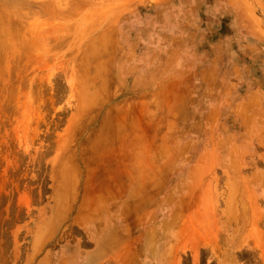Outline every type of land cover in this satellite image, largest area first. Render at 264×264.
I'll return each mask as SVG.
<instances>
[{
  "label": "rangeland",
  "instance_id": "1",
  "mask_svg": "<svg viewBox=\"0 0 264 264\" xmlns=\"http://www.w3.org/2000/svg\"><path fill=\"white\" fill-rule=\"evenodd\" d=\"M55 1L0 0V264L53 250L62 264H264V0ZM108 117L128 121L131 151L88 160ZM147 134L173 164L149 161ZM224 138L238 145L229 175L215 166ZM230 200L254 217L235 251Z\"/></svg>",
  "mask_w": 264,
  "mask_h": 264
},
{
  "label": "bare ground",
  "instance_id": "2",
  "mask_svg": "<svg viewBox=\"0 0 264 264\" xmlns=\"http://www.w3.org/2000/svg\"><path fill=\"white\" fill-rule=\"evenodd\" d=\"M59 1V0H58ZM57 0L55 1V2H57V3H59ZM54 2V5L56 4L57 5V3H55ZM46 4H48V3H46ZM50 4V3H49ZM45 5V4H44ZM43 5V6H44ZM53 4H50V7H49V5H45V8L42 10L41 8H40V10H42V11H44L45 10V12H49V8H51V6H52ZM55 5V6H56ZM41 7V6H40ZM58 7V6H57ZM47 9V10H46ZM54 9H53V7H52V11H53ZM41 11V12H42ZM105 32V31H104ZM109 33V34H108ZM112 37H113V35H112V31L110 30V31H107V32H105V33H103L102 34V36H99V39H97L96 41H97V43H99L98 44V46H100L99 48H104V51H105V53H108V49H109V47L111 48L110 50L111 51H113L114 50V42H113V40H112ZM98 38V37H97ZM95 41V40H94ZM96 43V42H95ZM87 44V43H86ZM91 45H92V43H91ZM94 45V44H93ZM86 47H88V45H85V48L84 49H86ZM87 50V49H86ZM88 50H89V47H88ZM88 50H87V52H88ZM90 51V50H89ZM101 51V50H100ZM103 51V50H102ZM92 57V56H91ZM96 58V57H95ZM95 60V59H94ZM94 67V66H93ZM99 67V66H98ZM96 68V67H95ZM94 68V69H95ZM103 74V73H102ZM102 88L104 89L105 87L104 86H102ZM97 93V92H96ZM100 99V98H99ZM89 122H91V121H89ZM101 124V123H100ZM96 127V126H95ZM127 127H128V121L125 119H120V118H109L108 117V120H105V121H103V123L100 125V127H99V129H98V132L96 133V135H95V137H94V139L91 141V144H89L88 145V149H89V151L87 152L88 153V155H87V157L86 158H88V156L90 157V159L88 158V160H91L92 158H94V156H99L100 158H103L102 156H108V155H110L111 153L113 154H117V153H120V152H128V151H131V145H129L128 146V142H130V140H131V137H130V132H128L127 131ZM93 133H94V131H93ZM93 133H92V135H93ZM123 134H124V136H123ZM150 134V133H149ZM140 136V135H139ZM146 136H148V134L146 135ZM145 136V137H146ZM92 137V136H91ZM90 137V138H91ZM143 137H144V135H143ZM142 137V138H143ZM188 137V136H187ZM138 138V137H137ZM139 138H141V137H139ZM138 138V139H139ZM185 138V137H184ZM153 139L154 138H152V140H151V142L149 141L150 140V138H149V136L147 137V141H146V138L144 139V141H146V142H144L146 145H147V147L148 148H146V149H144V150H147L145 153H146V156H147V158H149V161L153 158L152 157V154L154 153V156L157 158L156 159V161H157V163L160 161V164H159V166H161L162 164H164V166H169L170 164H171V162L170 161H172V164H173V159L175 160L176 159V155H177V152H175L174 153V155L172 156V158L170 159V161H169V163L168 164H166L165 162H164V156L169 152V150L168 149H166L165 147H164V145H161V146H159L158 148H157V150L155 151H152V152H150L151 150L149 149L150 148V145L153 143ZM140 141V140H139ZM229 140L227 139V138H224V140H222V141H220L219 142V145H218V147H219V151H222V155L221 156H219L220 158H219V162H217L216 164H215V166H217V167H220V168H222L224 171H225V173L226 174H230V172H231V170L233 169V162H232V149L235 147H237L238 145L237 144H234L233 142H234V140L233 139H231L230 140V142H232L231 144L228 142ZM141 142V141H140ZM87 144V143H86ZM138 144H140V143H138ZM144 148V147H143ZM215 150V149H214ZM212 152V151H211ZM214 152V151H213ZM111 154V155H112ZM212 154V153H211ZM82 155V154H81ZM85 155V154H84ZM110 155V156H111ZM86 156V155H85ZM84 156V157H85ZM113 156V155H112ZM117 156V155H116ZM146 156H144V157H146ZM178 156V155H177ZM86 158H84L85 160H86ZM108 158V157H107ZM146 158V159H147ZM194 158V156L193 155H188V157H185V158H183V160H181L182 158H180V161H184V162H191V160ZM212 158V157H211ZM214 159V158H213ZM213 159H212V161H213ZM87 160V161H88ZM93 160V159H92ZM106 160V159H105ZM111 160V159H110ZM235 159H233V161H234ZM156 161H155V165L154 166H156ZM90 162V161H89ZM113 162V161H112ZM116 162H118V164H119V166H115L114 165V169H115V171H114V174L115 175H117V176H119V175H128L129 177H130V179L131 180H134V177H133V173L129 170V169H127V170H125L124 172H125V174H123V173H120L121 172V169H122V164L124 165L125 164V162H123V160H121V159H119V158H117V161ZM144 162V167L146 166V165H148V160L147 161H143ZM214 162V161H213ZM96 163H100V161L99 162H96ZM115 163V162H114ZM112 163H109V165H111ZM117 164V165H118ZM150 164V163H149ZM185 166H187L186 164H185ZM96 167H100V164H99V166L97 165ZM96 167H95V169H96ZM107 167V166H106ZM123 167H125V165L123 166ZM190 167V166H189ZM87 168V167H86ZM160 168V167H159ZM198 168V167H197ZM235 168V167H234ZM94 169V170H95ZM113 169V170H114ZM190 170L189 171H191V169H193V167L192 168H189ZM92 170V169H91ZM96 170H98V169H96ZM95 170V171H96ZM100 170V169H99ZM103 170V169H102ZM101 170V171H102ZM183 170V169H182ZM216 170H217V168H216ZM95 171H92V172H94L95 173ZM100 171V172H101ZM196 170H194V172H195ZM237 171V170H236ZM84 172V171H83ZM88 172H90L88 175H92V172L90 171V169H89V171ZM103 172V171H102ZM163 172L164 171H162V169H159L157 172L156 171H154V175L156 176V180H154L153 182H151L150 183V181H149V187L151 186V185H153V187H154V184H156V181H157V178L158 177H160V176H162V174H163ZM200 172V171H199ZM111 169L109 170V167L108 168H106L105 169V174L106 175H111ZM181 173H183V172H181ZM237 173V172H236ZM87 174V173H86ZM97 174V173H96ZM100 174V173H99ZM187 174H189V173H187ZM90 175V176H91ZM89 176V177H90ZM93 176V175H92ZM92 176H91V178H92ZM95 176V175H94ZM93 176V177H94ZM100 176V175H99ZM98 176H96V178H97ZM112 178H113V176H111ZM110 177V180L112 179ZM193 177V176H192ZM89 179V180H91L92 181V179ZM98 178H100V177H98ZM116 178V177H115ZM120 178H122L121 176H120ZM124 178H126V177H124ZM195 178V177H194ZM114 179V178H113ZM119 179V178H118ZM128 179V178H127ZM159 179V178H158ZM228 179V178H227ZM98 180V179H97ZM100 180V179H99ZM116 179H114V181H115ZM124 179H122V181H123ZM119 181V180H118ZM88 182V181H87ZM90 182V181H89ZM216 182H217V180H216ZM85 183V182H84ZM91 183V182H90ZM89 183V184H90ZM98 183V181H96V183L95 184H97ZM108 183V182H107ZM210 184H211V181L209 182ZM254 184H253V186L254 187H256L257 189H259L260 191H262V195H263V197H264V183L262 184V183H260V182H258V181H254L253 182ZM92 184V183H91ZM94 184V183H93ZM94 184V185H95ZM109 184V183H108ZM107 184V185H108ZM209 184V185H210ZM87 186H88V184H86ZM94 185L92 186V187H94ZM82 186V185H81ZM90 186L91 185H89V187H87L88 189L90 188ZM108 186H110V185H108ZM158 186V185H157ZM117 186H115V188H116ZM119 187V186H118ZM120 187H121V185H120ZM180 187V186H179ZM210 187H212V186H210ZM87 188H86V190H87ZM103 188V187H102ZM113 188H114V184H113ZM197 188H198V186H197ZM101 189V188H100ZM117 189V188H116ZM115 189V190H116ZM119 189H121V188H118V190ZM164 189V188H163ZM193 189H194V187H193ZM79 190H81V189H79ZM117 190V191H118ZM164 190H167V189H164ZM96 191V190H95ZM164 192L165 191H162V193L164 194ZM168 192H170L169 190L168 191H166V193H168ZM216 192H217V189H216ZM171 193V192H170ZM212 194H211V198H214L213 200H214V203H216L215 202V195H214V193L213 192H211ZM79 194V193H78ZM96 194L97 195H99V193H97L96 192ZM96 194H95V196H96ZM111 193H109L108 195H110ZM175 194H177V192L173 189V191H172V195H175ZM171 195V196H172ZM101 196V195H100ZM191 196V195H190ZM89 197H93L91 194H89ZM179 197V196H178ZM191 198V197H190ZM78 197H77V201H78ZM97 199H98V197H97ZM97 199H95V201H97ZM172 199V198H171ZM80 200V199H79ZM91 200V201H90ZM170 200V199H169ZM189 200V198L187 199V200H183V201H180L179 202V206H181V205H184V207L185 208H189L190 207V201H188ZM89 201H90V203L92 202V201H94V200H92V198L91 199H89ZM94 201V202H95ZM99 201V202H98ZM98 205L97 206H99V207H102L103 209L104 208H106V205H104L103 203H104V201H105V199L104 198H102L101 200H99L98 199ZM217 201V200H216ZM93 202V203H94ZM175 202V201H174ZM218 202V201H217ZM75 203H76V201H75ZM89 203V202H88ZM93 203H91V205L93 204ZM96 203V202H95ZM145 203V202H144ZM143 203V204H144ZM88 205H90V204H88ZM101 205V206H100ZM134 205V204H133ZM214 205H216V204H214ZM219 205V204H218ZM217 205V206H218ZM242 205H244V202H243V204ZM92 207V206H91ZM226 207H227V211L228 212H230V218L228 219V222L227 221H225L224 223H223V229L225 230V232H226V234H227V239L226 240H228V248L231 250V251H235V250H238V248H239V244L241 243V239H242V237H244V234L246 233V229H247V224H249V222H253V218H250L249 217V214L247 213V211H246V209H242V210H239L240 211V213L239 214H237V212L236 211H234L233 210V202L230 200L229 201V203L226 205ZM75 208V207H74ZM73 208V209H74ZM88 208H89V206H88ZM97 208V207H96ZM154 208V207H153ZM214 208V207H213ZM215 208H216V206H215ZM83 209V206L81 205L80 207H79V210L81 211ZM151 209V208H150ZM98 210V209H97ZM100 210V209H99ZM253 210L255 211V209L253 208ZM164 211V210H163ZM214 212H217V211H219V210H213ZM107 212V211H106ZM214 212H212L213 214H214ZM232 212V213H231ZM149 213V212H148ZM147 213V214H148ZM219 213V212H218ZM222 213V212H221ZM76 214V213H75ZM216 214V213H215ZM225 214V213H224ZM74 215V214H73ZM180 215V212H178V213H176L175 215H173V218L171 219V222L172 221H174L177 217H180L179 216ZM153 216V215H152ZM151 216V217H152ZM217 217V215H214V217ZM155 217V216H154ZM237 217H238V222H236V220H237ZM63 218V217H62ZM75 218H76V216H75ZM80 218H82V217H80ZM89 218V217H88ZM159 218V217H158ZM154 219V218H153ZM38 220V219H37ZM36 220V221H37ZM63 220L64 221H69L70 222V219H67V218H63ZM78 220H80V219H78ZM137 220V219H136ZM178 220V219H177ZM226 220V219H225ZM72 221V220H71ZM111 221V220H110ZM109 221V222H110ZM233 221H235L234 223H233ZM52 223H53V221H51ZM75 222H76V219H75ZM82 222V221H81ZM170 222V223H171ZM59 222H57V224H58ZM64 223V222H63ZM98 223V222H97ZM159 223V222H158ZM177 223V222H176ZM74 224V223H73ZM81 224V223H80ZM143 224H144V222H143ZM143 224H142V226H143ZM65 225V224H64ZM98 225V224H97ZM129 225V224H128ZM39 226V225H38ZM59 226V225H58ZM165 226H166V224H165ZM71 227V226H70ZM79 227V226H78ZM97 228V227H96ZM84 229V228H83ZM32 230V229H31ZM65 230V229H64ZM219 230V229H218ZM29 231V230H28ZM179 231V230H178ZM86 232V231H85ZM177 232V231H176ZM30 233V232H29ZM81 234H84V233H81ZM80 234V235H81ZM89 234V233H88ZM116 236V235H115ZM226 236V235H225ZM71 237H73V236H71ZM63 238V237H62ZM66 239V238H65ZM93 240L94 241H96L95 243H96V245H99L100 244V242L101 243H103L104 241L101 239V241H100V238L99 239H97V238H93ZM157 240V239H156ZM227 242V241H226ZM108 242H106L105 244H107ZM113 243H114V240H111L110 242H109V245L107 244V247H109L110 249L112 248L111 246L113 245ZM258 243V242H257ZM223 244H224V242H223ZM259 244V243H258ZM257 244V245H258ZM48 245V244H47ZM58 245V244H57ZM65 245V248H64V253H72V254H74V255H78V252H77V250H78V248L77 247H74V249H71V243L69 242V243H65L64 244ZM111 245V246H110ZM256 245V246H257ZM117 246V245H116ZM153 246V245H152ZM259 246V245H258ZM151 247V246H150ZM225 247H226V245H225ZM243 247V246H242ZM257 248H259V247H257ZM45 250V249H44ZM40 252V247L38 246V245H34V247H33V253H34V256L35 255H37L38 253ZM227 252H228V250H227ZM28 253V252H27ZM197 253V252H196ZM40 255V254H39ZM68 255V254H67ZM42 257V256H41ZM26 258V257H25ZM37 258V257H36ZM35 258V259H36ZM40 258V257H39ZM63 259H64V256H62L61 255V258L60 259H56V253H55V251L53 250V251H50L43 259H42V261H41V264H48L50 261L49 260H51V264H62V261H63ZM29 260V259H28ZM30 262V261H29ZM35 262V261H34Z\"/></svg>",
  "mask_w": 264,
  "mask_h": 264
}]
</instances>
